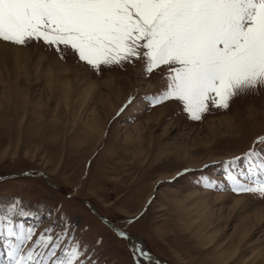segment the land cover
<instances>
[{
    "label": "rangeland",
    "instance_id": "1",
    "mask_svg": "<svg viewBox=\"0 0 264 264\" xmlns=\"http://www.w3.org/2000/svg\"><path fill=\"white\" fill-rule=\"evenodd\" d=\"M162 86L139 63L97 73L42 44L0 43V179L35 176L0 181V210L20 200L42 225L67 220L98 264L154 263L83 201L167 264H264V198L231 191L220 163L264 137V89L194 121L149 102Z\"/></svg>",
    "mask_w": 264,
    "mask_h": 264
},
{
    "label": "snow or ice",
    "instance_id": "2",
    "mask_svg": "<svg viewBox=\"0 0 264 264\" xmlns=\"http://www.w3.org/2000/svg\"><path fill=\"white\" fill-rule=\"evenodd\" d=\"M0 43L42 44L97 73L139 63L163 80L149 102L175 101L194 121L264 89V0H0ZM220 163L231 191L264 198V137ZM0 264L98 261L67 220L42 225L15 200L0 210Z\"/></svg>",
    "mask_w": 264,
    "mask_h": 264
},
{
    "label": "water",
    "instance_id": "3",
    "mask_svg": "<svg viewBox=\"0 0 264 264\" xmlns=\"http://www.w3.org/2000/svg\"><path fill=\"white\" fill-rule=\"evenodd\" d=\"M25 176H29V177H35L32 173L30 172H25V173H22V174H16V175H13V176H9V177H4V178H1L0 181L2 180H6V179H9V178H21V177H25ZM36 176H43L46 181L48 182L49 186H51L52 188L58 190V191H61V189L55 185L52 184V182L50 181L49 177L44 174V173H39L37 174ZM90 209L91 211L102 221L104 222L105 224H107L108 226H110L111 228H113L116 232H118L120 234V232H123L125 233L124 237L127 238V240L130 242V244L135 248V247H141L144 249V252L147 253V255H141L139 254V256L143 257V258H146V259H149L148 257L150 256L151 257V261L154 263V264H167L164 260H162L161 258L159 257H156L154 256L146 247V245L139 239V238H136L134 236H132L129 232L125 231V230H122L120 229L118 226H116L112 221H110L109 219L101 216L100 214H98V212L94 209V207L92 206L91 203L87 202V201H83Z\"/></svg>",
    "mask_w": 264,
    "mask_h": 264
},
{
    "label": "bare ground",
    "instance_id": "4",
    "mask_svg": "<svg viewBox=\"0 0 264 264\" xmlns=\"http://www.w3.org/2000/svg\"><path fill=\"white\" fill-rule=\"evenodd\" d=\"M7 65H9L10 66V68H11V70H13V73H12V75H13V77L12 76H9V86H10V88H12L13 86L14 87H17L18 85H17V81H16V65H17V63L15 62V60H12V59H9L8 60V62H7ZM12 66V67H11ZM7 68L8 67H5L4 68V70H3V72L5 71H7ZM2 72V73H3ZM12 72V71H11ZM8 73V72H7ZM4 74V73H3ZM6 74V73H5ZM7 76V75H6ZM5 77V76H4ZM53 82V81H52ZM51 84V83H50ZM57 84H59V83H57ZM62 84V83H61ZM51 85H53V83L51 84ZM63 92H62V95L64 96V97H66L67 99L68 98H70L71 97V95H72V91H73V88L71 87V84L68 82V81H66V82H63ZM9 88V89H10ZM11 92L12 91H8L7 93H6V95H9V96H11ZM14 93V92H13ZM99 119H97V117H96V115H94L93 114V117H92V119L90 120V126L92 127V128H88V129H92V131H94V132H96V131H99V132H101V128H100V125H99V121H98ZM102 122V121H101ZM97 127H98V130H97Z\"/></svg>",
    "mask_w": 264,
    "mask_h": 264
}]
</instances>
